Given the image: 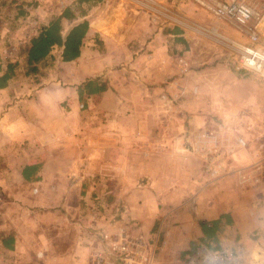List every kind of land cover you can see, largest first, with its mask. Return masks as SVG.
<instances>
[{
    "label": "crops",
    "instance_id": "1",
    "mask_svg": "<svg viewBox=\"0 0 264 264\" xmlns=\"http://www.w3.org/2000/svg\"><path fill=\"white\" fill-rule=\"evenodd\" d=\"M4 1L0 74L12 76L0 89V264H44L57 237L65 239L61 264H87L94 214L107 232L122 226L128 236L155 245L153 264H185L199 244L236 251V264H264V181L239 187L233 176H203L188 150L202 125L203 102L190 93L199 83L182 79L172 58L183 56L197 69L200 56L197 44L188 47L189 37L183 38L181 16L165 21L172 11L166 0H152L144 12L95 9L89 21L84 17L88 30L73 51L66 33L77 24L74 6L103 0L35 10ZM184 1L194 15L207 14L193 0H173ZM247 2L262 15L255 46L264 48V5ZM65 10L73 18L60 19L61 47L27 64L30 41ZM97 22L101 28L91 29ZM138 29L152 32L142 42L134 36ZM222 76L229 77L222 94L235 110L247 108L259 88L264 93L252 73L223 70ZM95 78L106 89L79 100L77 87ZM251 158L238 151L232 167H246Z\"/></svg>",
    "mask_w": 264,
    "mask_h": 264
},
{
    "label": "built area",
    "instance_id": "2",
    "mask_svg": "<svg viewBox=\"0 0 264 264\" xmlns=\"http://www.w3.org/2000/svg\"><path fill=\"white\" fill-rule=\"evenodd\" d=\"M213 17L232 23L240 29L245 42H234L223 38L224 46L233 58L232 71L248 72L256 75L264 85V48L255 46L259 42L257 24L261 13L244 3L243 0H193ZM223 42V43H224ZM173 66L179 75L193 74L194 66L183 56L172 58ZM183 91V90H182ZM195 96L199 93L197 86L190 89ZM236 119V114H231ZM230 117V118H231ZM191 136L189 152L201 164L203 176L217 178L233 176L237 186L258 184L264 181V164L262 158H251L246 167H232V157L238 151L246 152L244 139L233 130L226 128V123H204ZM89 225L95 226L88 234L90 248L87 264H153L157 252L155 245L148 247L140 236H128L125 228L117 227L107 232L99 221V216H90ZM239 255L232 249L213 251L199 244L193 250L185 264H236Z\"/></svg>",
    "mask_w": 264,
    "mask_h": 264
},
{
    "label": "rangeland",
    "instance_id": "3",
    "mask_svg": "<svg viewBox=\"0 0 264 264\" xmlns=\"http://www.w3.org/2000/svg\"><path fill=\"white\" fill-rule=\"evenodd\" d=\"M152 0H103L100 4L95 5L91 3H83L80 6L72 5V2L68 4L71 9L74 6L75 13V23L83 21L84 17H88V21L93 17V12L95 9L98 11L102 9H106L108 7H123L125 10L127 8H136L141 11H145L146 5H152ZM156 1V0H155ZM217 2H224L226 0H216ZM245 4L250 6L255 10L254 7L251 6L247 2V0H243ZM252 1L255 6L261 7L264 5L263 0H248ZM4 2H8L7 6H18L19 3H23L25 6H31L32 10L38 9L39 7H45L46 4H53L54 9H60L61 7H64L67 5V1L65 0H5ZM182 4H179L183 10H181V14L175 13L173 14V11L175 8H178L179 5L177 3H174L173 0H166V5L168 8H170L172 11L167 12L166 22H172L169 18H172V16L180 15V19H182V27L181 30L183 34V38L186 40L187 36L189 37V46L190 41H193L194 44H197L195 47L196 54L200 57V62L197 65V69L194 68L193 74H187V76L182 75V79L185 80H193L194 83L199 87V93L195 96H199L203 102L202 106L200 103V110L199 116H201L202 119V125L205 123H213L218 124L221 122L226 123V128L233 130L236 134L241 136L245 143H246V151L248 154L254 158H262L264 159V93L259 88L256 91V94L253 95V99L251 100L249 106L247 108H244L243 110H235L232 108V106L225 101L224 94H222L221 88H224L225 85H228V79L229 77L222 76L223 70L232 71L231 65L233 58L230 55V52L226 49L224 46L225 42L222 40L223 38L227 40H231L234 42H243L242 38H244L241 34V31L239 28H237L235 25L229 22H225L223 20L216 19L211 14L207 12V14H196L194 15L193 5L186 3V1L181 2ZM194 4V3H193ZM98 8H97V7ZM30 7V8H31ZM177 11V10H175ZM257 11V9H256ZM141 16L145 19L148 18L151 20V16L145 15ZM33 17V14L30 16V18ZM85 21V20H84ZM142 24V22H141ZM162 24V22L160 23ZM166 24V23H165ZM67 27H71L72 24H67ZM101 26L99 27V29ZM167 31V30H166ZM224 31H227V34L224 33ZM119 32L125 33V31L120 30ZM152 30H144V29H138L135 31L134 36L135 38L139 37V41L141 40L144 42L149 35H151ZM164 32V31H163ZM9 33V32H7ZM166 33V32H165ZM186 33V35H185ZM221 36L223 38H220L218 36ZM122 35L118 36L119 39ZM237 38V39H236ZM135 40V39H134ZM132 41V40H131ZM135 42V41H134ZM224 42V43H223ZM137 44V43H136ZM186 45V48H188ZM9 48V47H8ZM10 50V49H9ZM188 50V49H186ZM135 51L140 52V49L135 47ZM187 52V51H186ZM189 52V51H188ZM188 57L192 53H188ZM195 72H199L198 75ZM229 75V73H228ZM238 78H242L241 74ZM242 79H251L250 77L246 76ZM173 79H170V85L173 89L174 84L172 83ZM189 82V81H188ZM187 81L182 82V86L188 85ZM190 86V85H189ZM188 86V87H189ZM243 90V93L245 90L248 89H241ZM219 94H218V93ZM214 95V96H213ZM170 96V95H169ZM160 109L162 112L164 110V106L161 105ZM158 111V110H157ZM231 114H236L237 118L232 119ZM231 117V118H230ZM264 164V160H263ZM30 229V228H29ZM52 233V232H51ZM47 237H50L47 235ZM56 241L55 245L57 247H54V250L52 253H47L44 257V264H61L58 260L61 258V251L65 246V239H62V237L54 238ZM71 240V239H69ZM54 241V242H55ZM69 243V242H68ZM52 244V243H50ZM47 246L49 247V243H47ZM53 246V244H52ZM57 256L55 260H57V263L50 262L52 257ZM54 260V259H53Z\"/></svg>",
    "mask_w": 264,
    "mask_h": 264
},
{
    "label": "trees",
    "instance_id": "4",
    "mask_svg": "<svg viewBox=\"0 0 264 264\" xmlns=\"http://www.w3.org/2000/svg\"><path fill=\"white\" fill-rule=\"evenodd\" d=\"M86 2L88 0H79V2ZM100 1V0H96ZM71 19L73 18L66 10L61 13L57 18L51 20L47 23L44 28H41L37 36L30 41L29 47L26 51L27 54V64L36 63L40 61L47 52L52 47H61L62 39L60 36V19ZM88 30V23L86 21H81L74 26H72L67 34V39L69 40L72 51L75 50V45L78 44L81 38V32H86ZM75 33V34H73ZM75 53H70V58H75ZM77 54V53H76ZM12 73L9 71L0 74V89L6 86L7 81L11 78ZM102 79H88L81 86L77 87L78 99H81L82 95L86 97L95 96L106 89L105 84L101 81Z\"/></svg>",
    "mask_w": 264,
    "mask_h": 264
},
{
    "label": "bare ground",
    "instance_id": "5",
    "mask_svg": "<svg viewBox=\"0 0 264 264\" xmlns=\"http://www.w3.org/2000/svg\"><path fill=\"white\" fill-rule=\"evenodd\" d=\"M100 24H101V22L100 23H94V24H92V26L94 27V29L95 30H97L99 27H100ZM104 30H105V28H104ZM103 30V31H104ZM107 30V29H106ZM105 32V31H104ZM108 32V31H107Z\"/></svg>",
    "mask_w": 264,
    "mask_h": 264
},
{
    "label": "water",
    "instance_id": "6",
    "mask_svg": "<svg viewBox=\"0 0 264 264\" xmlns=\"http://www.w3.org/2000/svg\"><path fill=\"white\" fill-rule=\"evenodd\" d=\"M97 23H100V22H97ZM90 28H91V29H94V27H93L92 25L90 26Z\"/></svg>",
    "mask_w": 264,
    "mask_h": 264
}]
</instances>
